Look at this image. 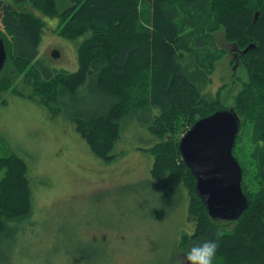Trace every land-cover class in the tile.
<instances>
[{
	"label": "rangeland",
	"instance_id": "374dc122",
	"mask_svg": "<svg viewBox=\"0 0 264 264\" xmlns=\"http://www.w3.org/2000/svg\"><path fill=\"white\" fill-rule=\"evenodd\" d=\"M27 2L0 0V7L28 9L44 23L34 62L15 56V39L0 23V38L11 58L0 71L1 83L7 84L0 90L5 103L0 104V159L13 155L25 162L30 203L24 218L5 221L9 215L0 214V264H187L181 254L186 255L190 228L195 226L186 213L189 193L184 185L177 195L179 184L152 182L158 178L153 172L165 175L181 160L165 141L168 134L159 136L149 128L153 116L159 114L151 101L152 91L147 102L150 108L133 107L121 117L118 136L101 158L69 120L70 111L91 106L94 94L82 92L67 110L60 107V99L49 100L29 84L34 76L43 75L41 68L74 72L78 47L91 31L64 38L61 30L69 21L44 16L42 9ZM184 10L186 23L176 25L182 38L178 52L182 71L204 101L215 103L218 110H233L244 87H255L247 67L258 54L235 64L234 56L245 44L226 37L225 29L207 23L206 16L204 24L199 23L196 9L186 6ZM144 12L148 16L147 9ZM89 27L94 28L93 24ZM198 39L205 43L203 48L196 47ZM146 92L138 95L139 100L148 97ZM251 114L250 120L243 121L232 155L243 170L241 189L252 198L251 209L256 211L258 201L264 200V104H253ZM176 122V131L183 128L178 143L190 125L182 123V117ZM167 147L173 165L165 163L160 168L156 162ZM3 177L0 171V180ZM140 182L145 184L137 185ZM218 224L223 232L236 226ZM213 264L229 262L216 255Z\"/></svg>",
	"mask_w": 264,
	"mask_h": 264
},
{
	"label": "trees",
	"instance_id": "16d2710c",
	"mask_svg": "<svg viewBox=\"0 0 264 264\" xmlns=\"http://www.w3.org/2000/svg\"><path fill=\"white\" fill-rule=\"evenodd\" d=\"M21 1H28V5L42 9L44 16H61L62 21H69L66 23L68 27L65 25L61 30L64 38H78L91 31L90 38L78 47V64L74 72L52 73L41 68L44 77L39 73L29 84L35 93L44 94L49 100L60 99V107L67 110L70 102L78 100L82 92L90 91L94 94L91 106L70 111L69 120L74 122L76 132L101 158L106 157V152L110 151L113 140L118 136L121 117L133 107L150 108V104H147L149 91H152V103L159 107V114L153 116L149 128L159 136L168 134L169 138L165 141L174 147L177 154V140L180 133H183V128L179 126L176 131V120L182 117V123L192 126L197 120L219 109L215 107V103H208L199 96L194 83L186 77L179 63L178 52L182 38L176 25L186 23V6L199 11V23L204 24L206 16L207 23H213L216 29H225L226 37L238 38L240 43L245 44L239 51L249 44L255 45V49L239 58L238 62L241 64L248 55L258 54V58L247 67L255 87L245 86L241 92V101L233 108L240 117V122L242 120L241 126L243 121L251 119L253 104H264V78H261L264 74V0H180L176 4L182 3L179 8L172 6L176 0ZM18 7H11L10 10L8 7H0V23L15 39V56L34 62L44 23L28 12V9L19 11L22 8ZM256 12H259V17L253 23ZM91 24L94 28L89 27ZM1 39L4 43L3 36ZM204 46L205 43L198 39L196 47ZM5 51L7 52L6 49ZM6 55L8 60V52ZM10 60L11 58L8 62ZM96 73L99 75L95 77ZM6 88L7 84L0 81V90ZM145 90L148 97L139 100L138 95ZM0 104L5 103L0 100ZM170 155L167 147L160 153L156 164L160 168L165 163L173 165L168 158ZM0 171L4 172V177L0 180V214L6 212L9 215L5 221L26 217L30 203L25 162L13 155L1 158ZM153 175L160 179L154 178L152 182L179 184L177 195L183 188L182 185L189 193L186 213L195 222V231L189 236L186 255L195 243L208 240L217 244L215 256L224 257L229 264H264V200H259L257 210L252 211V198L246 195L248 206L236 220L211 219L195 192V178L182 159L180 163L169 167L165 175L164 172H153ZM243 176L242 170V178ZM242 183L241 179V186ZM139 184L145 183L137 185ZM222 222H232L236 226L223 232L218 224ZM7 232L8 230L3 235ZM6 238L4 239L8 240ZM186 255L181 254L185 260Z\"/></svg>",
	"mask_w": 264,
	"mask_h": 264
},
{
	"label": "water",
	"instance_id": "95a60500",
	"mask_svg": "<svg viewBox=\"0 0 264 264\" xmlns=\"http://www.w3.org/2000/svg\"><path fill=\"white\" fill-rule=\"evenodd\" d=\"M259 12L253 17L256 23ZM237 51L234 59L239 64L250 50ZM54 57L57 52L52 54ZM6 52L0 38V71L6 61ZM241 122L232 110H218L197 120L178 142V151L185 166L195 178V192L211 219L236 220L248 206L241 189L242 168L232 155Z\"/></svg>",
	"mask_w": 264,
	"mask_h": 264
},
{
	"label": "clouds",
	"instance_id": "9594fccd",
	"mask_svg": "<svg viewBox=\"0 0 264 264\" xmlns=\"http://www.w3.org/2000/svg\"><path fill=\"white\" fill-rule=\"evenodd\" d=\"M190 231H195L194 227ZM217 244L213 241L195 243L187 252L186 261L188 264H213Z\"/></svg>",
	"mask_w": 264,
	"mask_h": 264
}]
</instances>
